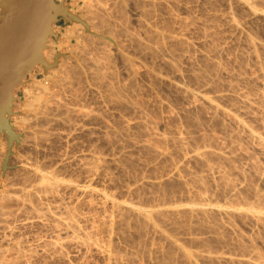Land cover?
<instances>
[{
    "label": "rangeland",
    "instance_id": "374dc122",
    "mask_svg": "<svg viewBox=\"0 0 264 264\" xmlns=\"http://www.w3.org/2000/svg\"><path fill=\"white\" fill-rule=\"evenodd\" d=\"M89 1L63 5L87 17ZM107 1L110 45L60 18L42 56L63 70L37 65L13 92L0 264H264V0Z\"/></svg>",
    "mask_w": 264,
    "mask_h": 264
},
{
    "label": "water",
    "instance_id": "95a60500",
    "mask_svg": "<svg viewBox=\"0 0 264 264\" xmlns=\"http://www.w3.org/2000/svg\"><path fill=\"white\" fill-rule=\"evenodd\" d=\"M63 1L57 5L54 0H0V134L4 131L8 138L4 169L13 143L19 141L9 125L14 90L37 65L46 70L42 50L57 18L80 23Z\"/></svg>",
    "mask_w": 264,
    "mask_h": 264
},
{
    "label": "bare ground",
    "instance_id": "6f19581e",
    "mask_svg": "<svg viewBox=\"0 0 264 264\" xmlns=\"http://www.w3.org/2000/svg\"><path fill=\"white\" fill-rule=\"evenodd\" d=\"M55 1H56V0H55ZM78 1H79V0H78ZM87 1H88V0H87ZM90 1H91L90 4H88V3L86 2V3H87V4H86L87 6L85 7V8H87V9H85L86 11H88V12L91 11V12L89 13L90 16H89L88 13H86V14H88L89 17H88V16L86 17V16H84V14H83V16L86 17L85 20L87 19V21L84 20L83 16H79V15H77L76 13H72V12L69 11V10H67V11L69 12V14H71V15H73V16H75V17H77V18L79 19L80 23H75V22H74L75 25H76V24H79V26L82 28L81 30H83L86 34L90 35L93 39H95V40L97 39V40H99V41L101 40L100 44L97 43V42H98L97 40H96V41H97V42H96L95 40L93 41V39H92L93 42L99 44V46H101V44H102L103 42H104V45H106L105 43H107V42H105V41H106V40H109V39L112 37L113 34H112V35L110 36V38H109V36H108L109 33L103 36L104 32H101V29H100V31H99V29H97V28H99V25H98L99 23L102 24V25H100V27L102 26V27H101L102 29H103V27L106 26V24H107V28L111 27L110 24H109V23H111V21L108 22V21L110 20V17H109V19H108V21H107V18H106V17H103L102 14H101V13L103 12V10H105L106 12H104L103 15L106 16L107 14L105 15V13H107V12L109 11V10H106V7H105V6L107 5V3L104 4V3L106 2V0H105V1H104V0H93V2H92V0H90ZM90 1H89V2H90ZM108 1L110 2V0H108ZM108 1H107V2H108ZM123 1H124V0H123ZM74 2H75V1H74ZM102 3H103V4H102ZM110 3H112V2H110ZM121 3H122V2H121ZM66 4H67V3H66ZM77 4H78V3H77ZM82 4H83V3H82ZM101 4L103 5V6H102V9H103V7H104L105 9H103V10L101 9ZM108 4H109V3H108ZM112 5H113V4H112ZM99 6H100V7H99ZM109 6H110V5H109ZM113 6H114V5H113ZM123 6H124V5H123ZM98 7H99V8H98ZM115 7H116V6H115ZM115 7H114V9H115ZM64 8H65V7H64ZM96 8H98V10H96ZM124 8H125V7H124ZM65 9H66V8H65ZM79 9H80V8H79ZM79 9H78V10H79ZM88 9H89L90 11H89ZM119 9H120V8H119ZM121 9H122V8H121ZM111 10H112V8H111ZM86 11H85V12H86ZM115 11H116V10H115ZM121 11H122V10H121ZM121 11H120V12H121ZM116 12H119V11L117 10ZM120 12H119V13H120ZM122 12H123V11H122ZM122 12H121V13H122ZM125 12H126V10H125ZM81 14H82V13H81ZM81 14H80V15H81ZM99 14H100L101 18H102V17H103V18H106L105 20H106L108 23L104 22V19H103V18H102V19H103V22L100 21V20H102V19L99 18V17H100ZM108 14H109V12H108ZM123 14H124V12H123ZM111 15H112V14H111ZM109 16H110V15H109ZM114 16H115V15H114ZM114 16H113V17H114ZM120 16H121V14H120ZM123 16H125V15H123ZM111 17H112V16H111ZM60 18H61V17H58V18H57L58 21H59ZM68 18H69V17H68ZM90 18H91V19H90ZM120 18H122V16H121ZM112 19H113V18H112ZM124 19H125V18L123 17V20H124ZM97 20H99V22H98ZM115 20H117V19L114 18V21H115ZM114 21H113V22H114ZM115 22H116V21H115ZM95 23H96V24H95ZM97 23H98V24H97ZM104 23H106V24H104ZM117 23H118V22H117ZM56 24H57V23H53V24H52V31H53L54 29H56V30L58 29ZM113 24H115V23H113ZM71 25H72V24H71ZM103 25H105V26H103ZM108 25H109V26H108ZM111 25H112V24H111ZM116 27H117V26H116ZM185 27H186V26H185ZM67 28H68V27H67ZM114 28H115V26L113 25V29H112V27H111L110 30H109L108 32L112 31V33H113V31L115 30ZM186 28H187V27H186ZM96 29H97V31H99L98 33L95 32ZM111 29H112V30H111ZM121 29H122V28H121ZM121 29H120V30H121ZM126 29H127V27H126ZM180 29H181V28H180ZM68 30H69V29H68ZM68 30H67V31H68ZM71 30H72V29H71ZM105 30H106V28H105ZM127 30H128V29H127ZM127 30H126V31H127ZM102 31H103V30H102ZM122 31L125 32L124 29H123ZM128 31H129V30H128ZM128 31H127V32H128ZM68 32H69V31H68ZM68 32H67V33H68ZM100 32H101V34H102V33H103V34L101 35ZM105 32L107 33V31H105ZM53 33H54V32H53ZM59 33H60V32H59ZM76 33H77V32H76ZM69 34H70V33H68V35H69ZM86 34H85L84 36L88 37ZM110 34H111V32H110ZM114 34H115V33H114ZM124 34H125V33H124ZM65 35H66V34H65ZM82 35H83V34H80L79 36L82 37ZM54 36H56V35H54ZM62 36H63V35H62ZM74 36H75V33H74ZM79 36H78V37H79ZM115 36L117 37V35H114L113 39L115 38ZM122 36H123V35H122ZM70 37L73 38V33L70 35ZM76 37H77V36H76ZM125 37H126V36H125ZM74 39H75V38H74ZM80 39H81V38H80ZM82 39H83V38H82ZM89 39H90V38H89ZM55 40H56V38H55ZM66 40H68V39H66ZM90 40H91V39H90ZM90 40H88L89 42H85V40H84V42H85V43H88V44L91 46V42H90ZM104 40H105V41H104ZM68 41H69V40H68ZM102 41H103V42H102ZM51 42H52V36H49V37L46 39V42H45V44H44V48H43V50H42V55H44V52H45V51H48L47 49H48L49 46H51ZM66 42H67V41H66ZM66 42H65V43H66ZM109 42H110V41H109ZM111 42H112V41H111ZM82 43H83V42H82ZM82 43L80 44V46L83 45ZM85 43H84V45H85ZM116 43H117V42H116ZM116 43H115V44H116ZM162 43H163V42H162ZM53 44H54V43H53ZM88 44H87V46H88ZM110 44H111V43H110ZM110 44L107 43V45H110ZM117 44H118V43H117ZM75 45H77V44H75ZM107 45H106V46H107ZM163 45H164V44H163ZM78 46H79V45H78ZM85 46H86V45H85ZM87 46H86V47H87ZM92 46H93V45H92ZM95 46H97V45L95 44ZM102 46H103V45H102ZM140 46H141V45H140ZM67 47H68V46H67ZM69 47H70V46H69ZM86 47H85V49H86ZM119 47H120V46H119ZM138 47H139V46H138ZM73 48H74V47H73ZM87 48H89V47H87ZM97 48H98V46L96 47V50H98ZM107 48H108V47H107ZM112 48H113V47H112ZM79 49H80V47H79ZM79 49H78V50H79ZM82 49H84V47L81 48V50H82ZM101 49H103V48H101ZM105 49H106V48H105ZM109 49H110V48H109ZM64 50H65V49H64ZM67 50H69V49H67ZM70 50H72V49H70ZM70 50H69V51H70ZM76 50H77V49H76ZM81 50L78 51V55H79L80 53L83 54L82 56H86V55H88L89 52H88V53L84 52V51H87V50H84V51L82 50V52H81ZM89 50H90V49H89ZM89 50H88V51H89ZM103 50H104V49H103ZM64 52H65V51H64ZM73 52L75 53V50H74ZM73 52H70V53L72 54ZM79 52H80V53H79ZM83 52H84L86 55H85ZM91 52H92V51H91ZM91 52H90V53H91ZM46 53H47V52H46ZM46 53H45V54H46ZM74 53H73V54H74ZM90 53H89V55H92V54H90ZM92 53H93V52H92ZM64 54H65V53H64ZM76 54H77V53H76ZM50 55H51V54H48V55H45V56H50ZM74 55H75V54H74ZM74 55H73V56H74ZM89 55H88V56H89ZM63 56H64L63 54H57V55H55L54 58H51V59L53 60V62H52V61H51V62L49 61L50 63L48 62V58H46L47 61H46L45 59H43V60L45 61V64H46L45 67H47L46 70H44L43 67H42L41 65H40V66H41V68L44 70V72H52L53 70H51V69L56 68V67L60 64V61L62 62L63 59H66V58L63 57ZM42 57L45 58L44 56H42ZM62 57H63V58H62ZM66 57H67V56H66ZM86 57H87V56H86ZM84 58H85V57H84ZM87 58H92V56H91V57H87ZM96 58H97V57H96ZM98 58H99V57H98ZM108 58H109V57H108ZM51 59H50V60H51ZM81 59H83V57H81V55H80L79 60H81ZM92 59H93V58H92ZM94 59H95V58H94ZM104 59H105V58H104ZM106 59H107V57H106ZM79 60H78V58H77V63H78V64H75L74 62H73V63L71 62V63L74 64L75 67H77L76 65H80V64H79V63H80ZM83 60H84V59H83ZM87 60H90V63H91V64L93 63V61L91 62V59H87ZM87 60H86V58H85V61H86V62H85L84 64L87 63ZM95 60H96V59H95ZM95 60H94V61H95ZM107 60H108V59H107ZM64 61H66V60H64ZM67 61H68V60H67ZM72 61H74V59H73ZM105 61H106V60H105ZM81 62H82V61H81ZM83 62H84V61H83ZM107 62H108V61H107ZM107 62H106V64H108ZM109 62H110V58H109ZM62 63H63V62H62ZM62 63H61V64H62ZM64 63H65V62H64ZM88 63H89V62H88ZM88 63H87V64H88ZM97 63L100 64L98 61H97ZM61 64H60V65H61ZM72 64H71V65H72ZM81 64H82V63H81ZM87 64H86V65H87ZM94 64H96V61L94 62ZM94 64H93V66H95V67H93V66L90 65L93 69L96 68V66L98 65V64H97V65H94ZM103 64H104V63H103ZM60 65H59V67L62 69V65L64 66L65 64H62L61 66H60ZM66 65H68V63H67ZM69 65H70V64H69ZM86 65H84V66H86ZM48 66H49V67H50V66H53V67H52V68H49ZM59 67H58V68H59ZM69 67H70V66H69ZM72 67H73V66H72ZM81 67H82V65H81ZM81 67H80V68H81ZM97 67H98V66H97ZM99 67H100V66H99ZM78 68H79V67H78ZM78 68H77V70H78ZM87 68H88V67H87ZM87 68L84 69V70L87 71ZM101 68H103V67L101 66ZM104 68H105V65H104ZM104 68H103L102 71H104ZM64 69H67V68L65 67ZM81 69L83 70V67H82ZM49 70H51V71H49ZM54 70H55V69H54ZM56 70H57V72H58V69H56ZM56 70H55V71H56ZM62 70H63V69H62ZM72 70H73V68H72ZM77 70H76V71H77ZM89 70H92V69L90 68ZM34 71H35V69H34ZM37 71H38V70H37ZM39 71H40V70H39ZM60 71H61V70H60ZM69 71H70V70H69ZM73 71H74V70H73ZM73 71H72V72H73ZM86 71H85V73H86ZM97 71H98V70H97ZM106 71H107V70H105V72H106ZM61 72H62V71H61ZM78 72L81 73L80 70H79ZM89 72H90V71H89ZM91 72H93V71H91ZM94 72H96V71H94ZM100 72H101V69L99 70V73H100ZM54 73H55V72H54ZM62 73H64V72H62ZM65 73H66V72H65ZM67 73H68V71H67ZM82 73H83V72H82ZM82 73H81V74H82ZM85 73H84V74H85ZM101 73H102V72H101ZM101 73L99 74V77H98V78H100ZM106 73H107V72H106ZM58 74L60 75L59 72H58ZM68 74H69V73H68ZM76 74H77V73H76ZM76 74H74V75H76ZM84 74H83V75H84ZM94 74H95V73H93V75H94ZM29 75H30V74H29ZM55 75H56V74H55ZM62 75H63V74H62ZM66 75H67V74H66ZM71 75H72V74H71ZM71 75H68V76L71 77ZM102 75H103V74H102ZM135 75H136V73H135ZM52 76H53L52 78H55L54 75H53V73H52ZM80 76H81V75L79 74V77H80ZM104 76H105V75H104ZM28 77H29V76H28ZM63 77H64V76H63ZM66 77H67V76H66ZM69 77H68V78H69ZM74 77H75V76H74ZM74 77H73V78H74ZM105 77H107V75H106ZM105 77H104V78H105ZM25 78H26V77H25ZM57 78H58V77L56 76V80H57ZM59 78H60V77H59ZM59 78H58V80L60 81ZM64 79H65V78H64ZM64 79H63V80H64ZM66 79H67V78H66ZM66 79H65V80H66ZM69 79H70V78H69ZM77 79H78V78H77ZM101 79H102V77H101ZM67 80H68V79H67ZM74 80H75V79H74ZM98 80L100 81V79H98ZM103 80H104V79H103ZM42 81H43V80H42ZM54 81H55V79H54ZM54 81H52V82H53V85L55 86ZM61 81H62V80H61ZM69 81H70V80H69ZM77 81H78V80H77ZM79 81H80V79H79ZM39 82H40V81H39ZM48 82H49V81H48ZM48 82L46 81V83H48ZM52 82H51V83H52ZM24 83H25V82H24ZM49 83H50V82H49ZM49 83H48V84H49ZM100 83H101V82H100ZM26 84H27V83H26ZM57 84H59V82L56 83V85H57ZM33 86H34V85H33ZM33 86H31V87H33ZM39 86H40V85H39ZM50 86H52V84H51ZM52 87H53V86H52ZM52 87L49 88V89H52ZM27 88H28V87H27ZM40 88H41V87H40ZM43 88H44V87H42V89H43ZM49 89H48V88L46 89V87H45V89H43L42 92H45V94L47 93V94L50 95V97H52V95H51ZM44 90H46V91H44ZM47 90H48L49 92H47ZM24 91H26L25 93H28V94H29V93H32V92H33L32 94H34V92H37L36 89H34V88H30V87H29L28 89H25ZM40 91H41V90H40ZM187 92H188V91H187ZM184 93H185V92H184ZM41 94H42V93H41ZM45 94H43V95L46 96ZM115 94H118V93L116 92ZM49 95H47L46 97H49ZM193 95H194V94H193ZM34 96H35V95H34ZM32 97H33V96H32ZM50 97H49V98H50ZM198 97H199V96H198ZM34 98H35V97H34ZM36 98H37V97H36ZM183 98H184V97H183ZM196 98H197V96H196ZM38 99L41 101L43 98L40 97V98H38ZM38 99H37V100L35 99L36 102L39 101ZM44 99H47V98H44ZM184 99H185V98H184ZM245 99H246V98H245ZM243 100H244V99H243ZM40 101H39L38 103L33 102V104H35V105H36V104L40 105V104H39ZM46 101H47V100H46ZM245 101H246V100H245ZM245 101H244V102H245ZM249 101H250V100H249ZM43 102H44V104H45L44 107H45V106H49V105H47V104H48V103H51L50 100H49L48 103H46L45 101H43ZM245 103H247V102H245ZM38 105H36L37 108L40 107V106H38ZM41 105H42V101H41ZM50 105H51V104H50ZM59 105H60V104H59ZM245 105H246V104H245ZM245 105H244V106H245ZM247 105H249V104L247 103ZM251 105H252V104H251ZM33 106H34V105H33ZM36 106H35V107H36ZM42 106H43V105H42ZM57 106H58V105H57ZM44 107H40V108H38V109L35 108V109H34V110H35V113L37 114L38 110L40 111L41 108L44 109V112H46V111L49 112L50 109H53V108H54V107L52 108V107L50 106L51 108H50V107H46L47 109H45ZM251 107H252V106H251ZM48 108H50V109H48ZM247 108H248V107H247ZM36 109H37V111H36ZM45 110H46V111H45ZM55 110H56V112H57V109H56V108H55ZM41 111L43 112V110H41ZM41 111L38 113V115L41 113ZM71 112H72V111H70V113H71ZM54 113H55V112H54ZM57 113H58V112H57ZM57 113H56V114H57ZM59 113H60V111H59ZM41 114H42V113H41ZM45 114H47V113H44L43 115H45ZM78 114H79V113H78ZM78 114H77V115H78ZM38 115H37V116H38ZM48 115H49V114H48ZM53 115H55V114H53ZM74 115H75V114H74ZM39 116H41V115H39ZM80 116H81V115H80ZM80 116H79V117H80ZM44 117H46V116H44ZM79 117H77V118H79ZM82 117H83V116H82ZM47 118H48V117H47ZM47 118H46V119H47ZM84 118H85V117H84ZM50 119H51V117H50ZM41 120H43V119H41ZM51 121H52V119H51ZM43 122H45V121L43 120ZM43 122H42V124H44ZM46 122H49V121L46 120ZM56 123H58V122H56ZM9 125H10V124H9ZM10 127H11V126H10ZM11 129H12V128H11ZM12 131L14 132L13 129H12ZM43 131H44V130H43ZM1 134L4 135L5 140H6V146H7V139H8V138H7L6 133H5L4 131H2ZM44 134H45V133H44ZM250 134H251V133H250ZM250 134H249V135H250ZM252 135H253V133H252ZM255 136H256V135H255ZM241 137H242V136H241ZM241 137H240V138H241ZM20 138H21V137H20ZM28 138H29V137H28ZM240 138H239V139H240ZM42 139H43V138H42ZM44 139H45V138H44ZM255 139H256V138H255ZM255 139H254V140H255ZM30 140H31V139H30ZM249 140H250V139H249ZM251 141H253V138H252V140H250V142H251ZM24 142H25V141H24ZM253 142H254V141H253ZM255 142H256V141H255ZM255 142H254V143H255ZM257 142H259V141H257ZM259 143H260V142H259ZM261 143H262V142H261ZM263 144H264V143H263ZM4 145H5V144H4ZM254 145H256V143H255ZM254 145H253V146H254ZM0 146H1V145H0ZM25 146H26V145H25ZM248 146H249V144H248ZM256 146H258V147H256ZM256 146H255L256 151L259 152V153L264 157V146L261 145V144H258V145H256ZM2 147H4V146H2ZM251 147H252V146H251ZM255 148H254V149H255ZM240 149H241V148H240ZM240 149H239V150H240ZM248 149H249V148H248ZM1 150H2V149H1ZM2 152H3V151H2ZM240 152H241V151H240ZM0 153H1V152H0ZM244 153H245V152H244ZM246 153H247V152H246ZM198 155H199V154H198ZM204 155H205V153H204ZM206 155H207V154H206ZM245 156H246V155H245ZM204 157H205V156H204ZM263 157H262V158H263ZM262 158H261V159H262ZM81 161H82V160H81ZM223 161H224V160H223ZM91 162H92V161H91ZM226 162H227V161H226ZM228 162H229V161H228ZM63 163H64V162H63ZM94 163H95V162H94ZM228 164H229V163H228ZM8 165H9V162H8ZM8 165H7V166H8ZM34 166H35V165H34ZM95 166H96V165H95ZM254 166H255V164H254ZM256 166H257V165H256ZM255 168H256V167H255ZM258 168H261V167H258ZM258 168H257V170H258ZM29 169H30V168H29ZM90 169H91V168H90ZM94 171H95V170H94ZM258 172H259V171H258ZM32 173H33V172H32ZM212 174H213V173H212ZM223 174H224V173H223ZM34 176H35V175H34ZM211 177H212V176H211ZM221 177H222V175H221ZM223 177H224V176H223ZM226 177H227V176H226ZM27 179H28V178H27ZM41 179H42V177L40 178L39 181H41ZM44 179H45V178H43V179H42V182H40V183H45V184H43V186L46 185V187H48V190H49V189H50V190L53 189L54 187H53L52 184H46V181L43 182ZM46 179H47V178H46ZM213 179H214V178H213ZM226 179H227V178H226ZM30 181H31V180H30ZM47 181H49V180H47ZM50 182H51V180H50ZM216 182H217V180H216ZM224 182H225V181H224ZM28 183H29V181H28ZM38 183H39V182H38ZM47 183H49V182H47ZM52 183H53V182H52ZM35 184H36V183H35ZM40 185L42 186V184H40ZM54 185H55V184H54ZM22 186H23V185H22ZM56 186H57V185H55V188H56ZM26 187H27V186H26ZM26 187H25V188H26ZM29 187L31 188L30 185H29ZM34 187H37V186H34ZM215 187H216V186H215ZM21 189H22V191H23V188H21ZM33 189H34V191H35V188H33ZM15 190H16V189H15ZM55 190H56V189H55ZM34 191H33V192H34ZM36 191H37V190H36ZM24 192H25V191H24ZM27 192H28V191H27ZM56 192H57V191H56ZM28 193H29V192H28ZM37 193H38V192H37ZM7 194H8V193H7ZM10 194H11V193H10ZM12 194H13V193H12ZM25 194H26V193H24V195H25ZM29 194H30V193H29ZM1 195H2V194H1ZM14 195H15V193H14ZM22 195H23V194H22ZM24 195H23V196H24ZM27 195H28V194H27ZM35 195H36V193H35ZM45 195H46V194H45ZM45 195H44V196H45ZM47 195H48V194H47ZM50 195H51V194H50ZM91 195H92V194H91ZM25 196H26V195H25ZM13 197H15V196H13ZM1 198H2V197H1ZM9 198H10V197H9ZM15 198H16V197H15ZM18 198H21V197H18ZM31 198H32V197H31ZM44 198H45V197H44ZM46 198H47V197H46ZM7 199H8V198H7ZM28 199H29V198H28ZM18 200H19V199H18ZM20 200H21V199H20ZM23 200H25V199H23ZM23 200H21V201H23ZM35 200H36V199H35ZM3 201H4V200H3ZM21 201H20V202H21ZM27 201H28V200H27ZM30 201H31V200H30ZM18 202H19V201H18ZM18 202H16V203H18ZM24 202H25V201H24ZM1 203H2V202H1ZM32 203H33V202H32ZM32 203H31V204H32ZM25 204H26V202H25ZM5 205H6V204H5ZM9 206H10V205H9ZM5 207H6V206H5ZM30 207H31V206H30ZM9 208H10V207H9ZM9 208L7 207V209H9ZM34 208H35V207H34ZM56 208H57V207H56ZM56 208H55V209H56ZM60 208H61V207H60ZM0 209H1V208H0ZM2 209H3V208H2ZM4 209H6V208H4ZM14 209H15V208H14ZM24 210H25V209H24ZM5 211H6V210H5ZM25 211H26V210H25ZM30 211H31V210H30ZM33 211H34V210H33ZM44 211H45V210H44ZM65 211H66V210H65ZM202 211H203V209H202ZM8 212H9V211H8ZM45 212H46V211H45ZM49 212H50V211H49ZM55 212H56V211H55ZM63 212H64V211H63ZM32 213H33V212H32ZM36 213H37V212H36ZM190 213H191V212H190ZM205 213H206V212H205ZM212 213H213V212H212ZM214 213H215V212H214ZM223 213H224V212H223ZM34 214H35V213H34ZM37 214H38V213H37ZM42 214H43V213H42ZM46 214H47V213H46ZM49 214H52V213H49ZM65 214H66L65 217L70 216V215L67 216V214H69L68 212L65 213ZM193 214H194V213H193ZM201 214H203V213H201ZM30 215H31V214H30ZM38 215H39V214H38ZM57 215H58V214H57ZM61 215L63 216V214H61ZM208 215H209V214H208ZM214 215H215V214H214ZM7 216H8V215H7ZM7 216H6V218H7ZM54 216H55V214H54ZM59 216H60V215H59ZM232 216H233V215H232ZM254 216H256V215H254ZM2 217H3V216H2ZM10 217H11V216H10ZM73 217H75V216H73ZM256 217H259V216H256ZM260 217H261V215H260ZM260 217H259V218H260ZM13 218H14V217H13ZM21 218H22V217H21ZM23 218H24V217H23ZM27 218H28V217H27ZM27 218H26V219H27ZM211 218H212V217H211ZM259 218H258V220H259ZM263 218H264V217H263ZM3 219H4V218H3ZM60 219H61V218H60ZM65 219L68 221L69 218H65ZM71 219H72V218H71ZM73 219H75V218H73ZM73 219H72V221H74ZM6 220H7V219H6ZM47 220H48V219H47ZM47 220H46V221H47ZM52 220H53V219H51V221H52ZM66 220H65V221H66ZM80 220H81V219H80ZM256 220H257V219H256ZM54 221H55V219H54ZM63 221H64V220H63ZM67 221H66V222H67ZM70 221H71V220H70ZM259 221H260V220H259ZM1 222H2V221H1ZM9 222H10V221H9ZM78 222H80V221H78ZM262 222H263V221H262ZM17 223H18V222H17ZM56 223H58V222H56ZM69 223H70V222H69ZM69 223H68V224H69ZM75 223H76V222H75ZM75 223L72 222V225H73V224L75 225ZM52 224H53V223H52ZM63 224H65V222H63ZM68 224H67V225H68ZM2 225H3V224H2ZM60 225H61V222H60ZM3 226H5V225H3ZM54 226H55V225H54ZM65 226H66V225H65ZM70 226H71V223H70L69 227H70ZM8 227H9V226H8ZM25 227H26V226H25ZM56 227H57V226H56ZM69 227H68V228H69ZM73 227H75V226H72V228H70V229H72V231L75 232ZM260 227H262V226H260ZM12 228H13V227H12ZM75 228L77 229V227H75ZM5 229H7V228H5ZM16 229H17V228H16ZM54 229H55V227H54ZM58 229H59V228H58ZM70 229H69V230H70ZM263 229H264V227H263ZM56 230H57V229H56ZM62 230H63V229H62ZM67 230H68V229H67ZM67 230H64V231H67ZM78 230H80V229H77L76 231L78 232ZM3 231H4V229H3ZM13 231H14V230H13ZM57 231H58V230H57ZM64 231H63V232H64ZM80 231H81V230H80ZM6 232H7V231H6ZM9 232H10V231H9ZM59 232H60V231H59ZM59 232H58V233H59ZM73 232H72V234H74ZM80 233H81V232H80ZM4 234H6V233H4ZM13 234H14V233H13ZM75 234H76V232H75ZM77 234H79V233H77ZM55 235H56V234H55ZM66 235H67V234H66ZM70 235H71V234H70ZM79 235L81 236V234H79ZM9 236H10V235H9ZM72 236H73V235H72ZM5 237H6V236H5ZM7 237H8V236H7ZM75 237H77V236H75ZM78 237H79V236H78ZM3 238H4V237H3ZM72 238L74 239V237H72ZM80 238H81V237H80ZM78 239H79V238H78ZM83 239H84V238H83ZM1 240H2V239H1ZM54 240H55V239H54ZM57 240H58V239H57ZM79 240H80V239H79ZM4 241H5V240H4ZM73 241H74V240H73ZM82 241H85V239L82 240ZM87 241H88V240H87ZM82 243H85V242H82ZM86 243H87V242H86ZM88 243H89V242H88ZM74 244H75V243H74ZM50 245H51V244H50ZM52 245H53V244H52ZM54 245H55V244H54ZM78 245H79V244H78ZM87 245H90V246H91L92 244H87ZM18 247H19V246H18ZM55 247H56V246H55ZM85 247H88V246H86V244H85ZM14 248H15V247H14ZM83 248H84V246H83ZM80 249H81V248H80ZM89 249H90V248H89ZM6 251H7V250H6ZM79 252H80V251H79ZM54 253H55V252H54ZM1 254H3V252H2ZM7 255H8V254H7ZM187 255H188V254H187ZM52 256H53V255H52ZM0 257H2V256H0ZM6 260H8V259H6ZM8 261H9V260H8ZM0 262H1V261H0ZM1 263H2V262H1ZM3 263H4V262H3ZM5 263H6V262H5ZM7 263H8V262H7Z\"/></svg>",
    "mask_w": 264,
    "mask_h": 264
}]
</instances>
